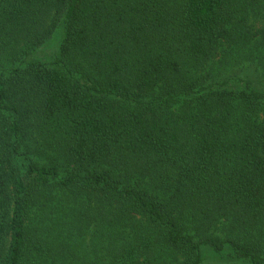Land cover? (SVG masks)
I'll return each instance as SVG.
<instances>
[{"label": "trees", "instance_id": "16d2710c", "mask_svg": "<svg viewBox=\"0 0 264 264\" xmlns=\"http://www.w3.org/2000/svg\"><path fill=\"white\" fill-rule=\"evenodd\" d=\"M261 16L264 0H0V264H264ZM55 31L58 54L34 58Z\"/></svg>", "mask_w": 264, "mask_h": 264}, {"label": "rangeland", "instance_id": "374dc122", "mask_svg": "<svg viewBox=\"0 0 264 264\" xmlns=\"http://www.w3.org/2000/svg\"><path fill=\"white\" fill-rule=\"evenodd\" d=\"M255 26L257 27H264V16L261 17H257L255 20ZM62 40V34L60 31H55L54 34L52 35V37L47 40L45 42V44H43V46H41L34 54V58H38L40 60L43 61H52L54 59V57L58 54L59 51V45L60 42ZM220 55H218L216 58H219ZM219 59L215 62L216 64H214L212 67H214L215 69L218 68L220 69V71H225L226 70V74L225 77L227 78H231V82H237L239 83L238 79L241 80H249L252 81L253 83L257 82V75L256 73H254V70L251 69L249 67L248 63H244L245 61H241L243 62L242 64L239 65H233V66H229L227 67V65L225 63H220ZM236 57L235 56H230V62L231 64H234ZM219 67H222L224 69H221ZM38 215V214H37ZM94 234V229L91 227L90 230L88 231L87 235H84L82 237L83 242H82V250L85 251V253L88 256H93L96 253V249L98 247V242L95 240V242L92 240V236ZM92 241L94 243H92ZM209 257L211 258V263L213 262V264L217 263V259L216 256L214 254H209ZM56 264H60L59 262H57ZM61 264H65L64 261H62Z\"/></svg>", "mask_w": 264, "mask_h": 264}]
</instances>
